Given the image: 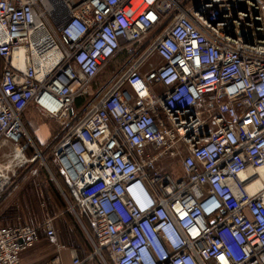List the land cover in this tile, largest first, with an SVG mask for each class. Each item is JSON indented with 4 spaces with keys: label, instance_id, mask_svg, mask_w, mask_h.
<instances>
[{
    "label": "built area",
    "instance_id": "2783aa9c",
    "mask_svg": "<svg viewBox=\"0 0 264 264\" xmlns=\"http://www.w3.org/2000/svg\"><path fill=\"white\" fill-rule=\"evenodd\" d=\"M0 60V211L43 155L35 106L90 259L264 264V0H0ZM43 235L56 218L1 224L0 264Z\"/></svg>",
    "mask_w": 264,
    "mask_h": 264
},
{
    "label": "rangeland",
    "instance_id": "374dc122",
    "mask_svg": "<svg viewBox=\"0 0 264 264\" xmlns=\"http://www.w3.org/2000/svg\"><path fill=\"white\" fill-rule=\"evenodd\" d=\"M2 69L0 63V80ZM107 72L108 69L105 73ZM76 112L78 113V110ZM23 123L33 141L31 147L28 148V156L33 157L37 151L42 152L43 155L29 165V170L24 172L26 174L21 175L17 189L0 211V225L13 222L16 215L22 216L26 224L33 226L41 224L48 218H56L57 235L60 243L70 246L79 237L80 240L77 243L82 245L86 243L92 247L76 215L68 211V202L62 191L69 197L68 192L63 180L57 174L52 156L46 152L64 124L55 119H47L35 106H31L25 112ZM26 141H30V139H26ZM161 165L158 163V166ZM47 166L56 176L58 183L52 180ZM166 172L176 181L185 178L184 171L179 165L175 169L166 168ZM47 193L50 195V200L46 197Z\"/></svg>",
    "mask_w": 264,
    "mask_h": 264
},
{
    "label": "crops",
    "instance_id": "0c3cea01",
    "mask_svg": "<svg viewBox=\"0 0 264 264\" xmlns=\"http://www.w3.org/2000/svg\"><path fill=\"white\" fill-rule=\"evenodd\" d=\"M1 63V60H0ZM42 116V115H41ZM82 233V232H81ZM58 236V235H57ZM81 237V236H80ZM80 238L73 241L72 245H63L58 238V244L51 243L44 235L41 242L34 248L27 250L22 255V260L25 264H43L50 261L54 256L61 257L62 264H73L71 260V250H76L79 258L84 264H110V259L107 255L102 257H94L90 259L93 248L84 243H77Z\"/></svg>",
    "mask_w": 264,
    "mask_h": 264
},
{
    "label": "bare ground",
    "instance_id": "6f19581e",
    "mask_svg": "<svg viewBox=\"0 0 264 264\" xmlns=\"http://www.w3.org/2000/svg\"><path fill=\"white\" fill-rule=\"evenodd\" d=\"M25 54V51L22 50V49H17L15 51V55H14V58L16 61L20 60L22 58V56ZM260 174H262L264 176V169H261L260 170ZM254 190H256V188H252L251 189V192H254Z\"/></svg>",
    "mask_w": 264,
    "mask_h": 264
},
{
    "label": "trees",
    "instance_id": "16d2710c",
    "mask_svg": "<svg viewBox=\"0 0 264 264\" xmlns=\"http://www.w3.org/2000/svg\"><path fill=\"white\" fill-rule=\"evenodd\" d=\"M54 194V193H53ZM46 195V194H45ZM46 197L50 200V195L47 193ZM45 198V197H44ZM47 200V199H46ZM71 246V245H70Z\"/></svg>",
    "mask_w": 264,
    "mask_h": 264
},
{
    "label": "water",
    "instance_id": "95a60500",
    "mask_svg": "<svg viewBox=\"0 0 264 264\" xmlns=\"http://www.w3.org/2000/svg\"><path fill=\"white\" fill-rule=\"evenodd\" d=\"M70 113L72 114V111Z\"/></svg>",
    "mask_w": 264,
    "mask_h": 264
}]
</instances>
